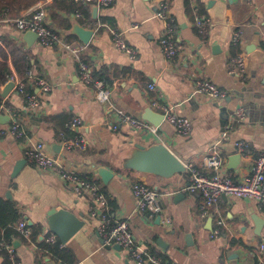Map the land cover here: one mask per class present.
<instances>
[{"label":"crops","instance_id":"0c3cea01","mask_svg":"<svg viewBox=\"0 0 264 264\" xmlns=\"http://www.w3.org/2000/svg\"><path fill=\"white\" fill-rule=\"evenodd\" d=\"M52 1L38 0L18 14L43 8L48 25L60 37L51 45H42L36 39L28 46L21 38L23 32L0 22V33L18 39L29 51L31 76H26L25 88L38 100V105L30 106L14 86L3 96L9 80L0 86L6 108L17 115L26 131L21 139L0 132V197L10 201L19 214L12 227L25 220L31 232L30 226L40 228L36 239L11 238L23 263L67 264L44 248L47 235L55 234L48 217L64 209L84 221L65 243L55 234L56 243L69 252L74 264H135L117 244L103 245L97 229L101 207L89 191L78 194L61 178L59 167H63L97 183L107 197L112 220L126 219L136 242L169 263L264 264V249H260L264 244V207L255 201L222 195L202 215L200 193L185 189L187 172L165 179L122 167L135 143L149 146L162 142L186 165L203 169L204 157L216 152L224 159V171L237 179L248 176L254 157L264 150V0H112L107 6L73 0L83 4L84 11L66 13L56 8L59 18L55 20L45 9ZM162 1L169 4L168 18L159 15ZM194 8L210 18L204 35L196 30ZM169 21L179 45L173 59L160 45ZM75 24L92 30L87 44L73 32ZM107 27L123 32L126 43L137 50L134 58L114 45ZM235 30L242 31L238 45L231 41ZM63 42L85 46L81 57L96 78L105 80L110 90L108 102L99 101L94 87L80 80L78 62ZM239 51L244 54L245 67L233 75L228 72L230 60ZM198 79L213 82L227 91V96L214 99L196 92ZM45 85L49 90L43 89ZM155 100L172 105L178 115L189 118L191 132L181 135L163 120L152 105ZM239 106L245 111L242 119L235 115ZM116 109L146 121L144 116L151 111L161 116L154 124L157 133L120 122ZM0 115H4L0 118L1 131L11 118L6 110ZM75 117L81 123L68 126ZM61 133L66 137L82 135L86 147L66 149ZM240 141L249 144L250 153L239 151L236 143ZM36 142L44 143L56 166L41 168L26 159L25 150ZM236 154L240 155L238 161L230 159ZM99 167L113 172L107 183L101 180ZM134 181L145 182L160 193V214L136 210L131 189ZM215 229L220 233L212 235ZM0 264L10 263L0 255Z\"/></svg>","mask_w":264,"mask_h":264},{"label":"built area","instance_id":"2783aa9c","mask_svg":"<svg viewBox=\"0 0 264 264\" xmlns=\"http://www.w3.org/2000/svg\"><path fill=\"white\" fill-rule=\"evenodd\" d=\"M75 2L88 3L95 6H107L112 0H74ZM169 4L167 1L160 3L159 15L164 18H168ZM194 24L197 32L200 35H204L208 32L211 25L210 18L204 14H199L196 8H194ZM80 15V12H76ZM0 22L6 24L9 27L20 30L21 32L31 31L37 34V39L42 45H51L60 41L58 33L52 29L46 21V12L41 7H36L27 14L9 16L7 11H3L0 18ZM169 21L166 24L163 36L160 39V45L165 55L173 59L176 57L179 49V45L176 42L174 34V26ZM136 27V25H134ZM111 34L114 45L120 50L126 52L129 57L134 58L137 55V50L126 43L123 37V32L113 27H107ZM242 31L235 30L232 35V44L238 45L241 38ZM63 46L69 50L70 54L79 65V78L85 83L92 85L95 89V96L101 102H108L110 97V90L103 79L96 78L93 75L91 67L85 63L81 57V52L85 48L83 44L72 45L68 42H63ZM231 64L228 72L230 74H238L243 72L245 67V57L242 51H239L236 55L231 57ZM27 77L31 76V71L27 72ZM9 81L14 82L15 89L24 94L27 102L30 106L38 105V100L35 95L27 92L25 84L22 79L18 78L15 74L11 76ZM45 91L49 90L48 86H44ZM196 92L206 94L207 96L219 99L227 96V91L220 89L216 84L206 79H198L196 81ZM152 105L157 108L163 117V120L173 125L177 132L181 135H188L191 132L192 124L189 118L178 115L174 111L172 105L153 101ZM6 110L10 114V123L0 132L2 134H10L14 138H24L26 131L20 123L17 115L6 108L4 99L0 97V114ZM119 121L127 123L132 128L150 132L152 134L157 133V126L149 121L131 116L121 109H116ZM235 115L242 119L245 116V111L242 106H239L235 111ZM81 123L78 117H75L69 121L68 126H76ZM114 129H117V125H113ZM65 136L64 133H61ZM87 145L86 140L82 135H74L70 137H64L63 146L66 149L74 147L85 148ZM239 151L246 155L250 153L249 144L245 141L236 143ZM28 161L33 162L41 168H53L57 165V161L54 157L47 154L44 150V143L36 142L31 144L24 152ZM204 168H198L192 164H187V173L189 182L185 188L190 193H200L202 197L201 214L206 215L208 209L216 204L220 196L232 195L247 200L255 201L261 207H264V150L260 151L254 157L251 164L249 174L246 178L237 179L231 176L229 173L223 170L224 159L216 152L208 154L203 160ZM59 173L61 178L73 185L74 191L81 194L84 190L90 192V195L101 207L98 211L100 223L98 226V233L100 234L103 245L117 244L123 248L132 258L135 264H174L167 262L161 255L152 253L144 249L139 245L133 234L131 233L126 219L113 221L107 212V197L100 189L99 185L86 178L81 177L73 171H69L63 167H59ZM132 194L136 201V210L149 214L157 215L162 212V204L160 201V193L147 185L142 181H134L131 185ZM93 213H96L93 211ZM169 222V219L166 218ZM19 233L26 239H29L31 231L25 220H20L16 226ZM220 233L219 229H215L212 235ZM48 244H55L57 237L55 234L50 233L46 237ZM260 249H264V244L260 245ZM4 251L10 264H24L16 252V248L13 244L5 239L0 241V251Z\"/></svg>","mask_w":264,"mask_h":264},{"label":"water","instance_id":"95a60500","mask_svg":"<svg viewBox=\"0 0 264 264\" xmlns=\"http://www.w3.org/2000/svg\"><path fill=\"white\" fill-rule=\"evenodd\" d=\"M97 8H93V14L95 15ZM73 32L79 36L82 43L87 44L91 35L92 30L85 29L79 24L73 25ZM21 38L31 46L37 39V34L31 31H25L22 33ZM14 86L13 81H8L4 87L2 95L5 96L7 92ZM4 115H0L2 118ZM161 116L155 113H149L144 116L145 119L156 123V120ZM240 159V155L236 154L230 157V159ZM22 162L16 164L13 170V176L18 172ZM124 169H130L141 173H150L160 176L165 179H172L179 173H186L187 167L184 162L164 143L158 142L153 143L149 146H144L139 143L133 145V151L130 156L125 158L122 164ZM101 180L107 183L113 176V172L105 167H99L97 170ZM9 193H7V196ZM180 194H177V196ZM159 218V216H158ZM84 224V221L78 219L72 213L58 209L48 217V225L59 238L61 243H65L76 231H78ZM119 247V245H116Z\"/></svg>","mask_w":264,"mask_h":264},{"label":"trees","instance_id":"16d2710c","mask_svg":"<svg viewBox=\"0 0 264 264\" xmlns=\"http://www.w3.org/2000/svg\"><path fill=\"white\" fill-rule=\"evenodd\" d=\"M37 1L38 0H0V18L5 10L9 16H15L18 15L22 9L29 7ZM56 8L70 13L75 10L84 11L85 6L75 3L73 0H53L45 9L48 15L54 20L59 18L54 10ZM64 26L68 27L69 24L65 22ZM30 68L29 51L23 47L22 42L16 38H10L7 33H0V86L5 84L15 72V75L20 77L25 87H27L26 73ZM108 204H110V201H108ZM18 218L19 214L14 205L10 201L0 197V241L2 239L11 241L12 237L25 239L16 228L12 227ZM30 227L33 228L30 239H36L40 232V228L34 226ZM230 243H235V241L231 240ZM44 248L67 264H74L69 252L61 248L58 243L52 245L45 244ZM0 255L5 261H9L4 251L1 250Z\"/></svg>","mask_w":264,"mask_h":264}]
</instances>
